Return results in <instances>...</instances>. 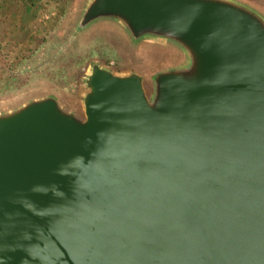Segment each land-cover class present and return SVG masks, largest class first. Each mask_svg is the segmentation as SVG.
Instances as JSON below:
<instances>
[{"label":"water","instance_id":"1","mask_svg":"<svg viewBox=\"0 0 264 264\" xmlns=\"http://www.w3.org/2000/svg\"><path fill=\"white\" fill-rule=\"evenodd\" d=\"M101 24L165 63L0 111V264H264V14L89 0Z\"/></svg>","mask_w":264,"mask_h":264},{"label":"rangeland","instance_id":"2","mask_svg":"<svg viewBox=\"0 0 264 264\" xmlns=\"http://www.w3.org/2000/svg\"><path fill=\"white\" fill-rule=\"evenodd\" d=\"M241 1L264 14V0ZM88 2L73 0L70 11L32 55L18 65L15 75L0 80V111L50 92L72 105L81 104L85 79L95 62L118 73L136 71L145 75L165 63L164 53L169 50L162 45L130 44L122 31L108 28L107 24L79 29L78 20ZM48 15L46 12L44 18Z\"/></svg>","mask_w":264,"mask_h":264},{"label":"trees","instance_id":"3","mask_svg":"<svg viewBox=\"0 0 264 264\" xmlns=\"http://www.w3.org/2000/svg\"><path fill=\"white\" fill-rule=\"evenodd\" d=\"M73 0H0V80L15 75L54 25L71 8ZM49 12L47 18H44ZM47 19V20H46Z\"/></svg>","mask_w":264,"mask_h":264}]
</instances>
